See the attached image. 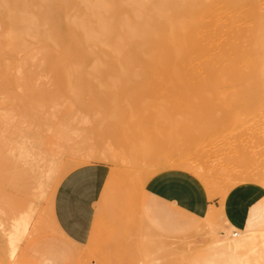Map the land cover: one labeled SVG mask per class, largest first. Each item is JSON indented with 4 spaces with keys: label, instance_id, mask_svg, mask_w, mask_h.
I'll return each mask as SVG.
<instances>
[{
    "label": "rangeland",
    "instance_id": "obj_1",
    "mask_svg": "<svg viewBox=\"0 0 264 264\" xmlns=\"http://www.w3.org/2000/svg\"><path fill=\"white\" fill-rule=\"evenodd\" d=\"M202 1L207 4L211 2L218 4L214 14L218 16L220 23H225L223 26L233 24L235 31L238 27L247 28L245 26L258 28L259 22L256 20L264 18V0H259L256 8H253L254 5L248 3V0H242L240 4L235 5L231 4V0ZM255 11L259 14L261 12L263 16L258 14L256 20L252 17L250 18L252 20L246 19L247 21L240 17L245 15L244 13L257 15L258 12ZM232 16L235 18L234 22L230 19ZM227 37L220 38L221 41L218 42L222 44ZM258 59L263 60V54L259 53ZM51 65L52 63L47 60H26L21 65L24 69H20L18 73L14 70L6 80L9 86L0 94V215L3 216H0V226L5 220L6 225L3 224L4 227L1 228L4 238L8 243L14 242L12 248L18 254L11 257L10 264H188L190 259H197L196 254L200 255L209 251L212 246L215 247L213 242L220 238V233L227 224V215L223 208H212L206 218L201 219L203 221H198L199 224L194 230L184 232L183 236H164L147 228L137 214V197L141 185L166 168L182 167L197 176L202 172L206 173L201 177L205 181L208 179L206 182L209 183L205 181L204 183L211 197L219 195L225 199L233 189L248 183H256L264 188V104L262 107L260 102V105L256 102L261 101L262 94L259 92L256 101L253 99L257 98L256 96L247 94V97L251 98L249 101L253 100L251 106L255 108L244 107L248 109H245L246 111L234 108L240 112L239 114L235 111L234 116H230L233 108L228 112L229 107H226L225 110H220L229 115H224L225 113L221 111L224 116L220 114L218 117L220 105L219 108L214 107L216 112L213 108L212 113L215 114L210 112L209 115L208 112L211 110L207 105V114L211 119L214 118L211 116L214 115L216 118L218 114L219 121L211 120L207 115L206 118L202 116L206 114V111L201 112L205 110L204 105L202 108L199 104L200 111L195 108L198 105L189 106L185 99L192 98L188 97L191 93H179L187 95L185 102H181V98L178 99L177 93H167L171 96L177 94L173 98L166 93L144 95L142 98L138 96L134 103H124V110L123 108L122 111L116 110L117 114L123 115L121 118L126 122L122 123L117 115L113 117L115 112L111 111H108V117L105 116L107 120L104 118L102 121L95 107H92L93 92L90 89L82 91L81 100L87 104V109L80 110L76 98L69 97V91L81 85L82 80L76 74L65 79L64 76L52 73ZM81 65L72 62L68 63L67 68L77 69L82 67ZM54 66L58 69L64 67L59 63ZM92 81L93 84L100 82L98 79ZM159 94L161 95L158 96ZM207 96L206 101L212 97ZM219 96L214 97L215 99L212 97V101L215 102L210 103L215 104L210 105L234 98L221 95L220 100ZM196 97L194 95L193 101L198 103ZM160 99L163 102H160ZM166 99L172 101V104ZM208 101L205 103L208 104ZM226 101L220 104L224 106ZM181 103L183 107L179 105ZM184 107L188 108V111ZM195 109L198 110L196 111L198 115L193 117ZM251 109L258 111L249 114ZM241 112L244 114L247 112L245 115L250 116H240L244 115ZM187 113L190 114L186 116ZM227 115V119L229 117L233 119L227 120L225 117ZM201 116L203 121L206 119L209 124L206 121L201 122ZM167 117L168 119H165ZM221 117L225 118L224 122L219 119ZM214 120L216 125L221 121L224 125L218 124L219 126H214V129L212 127L211 131L213 124L210 121ZM186 121H189L187 124H192L187 126V129L184 126ZM120 122L121 125H125L124 129L118 128ZM204 129L205 132L211 133H202L201 130ZM192 131L196 135H193ZM201 137L205 138L199 141L197 138ZM189 140L192 143L198 140L199 143L196 141L192 144ZM136 143L140 146L150 145L148 147L153 151V157L154 154L158 157L142 161L136 150H126L127 147L137 145ZM157 148L163 155L159 150L158 153L161 155L155 153ZM180 158L185 161L186 166L178 163L177 160ZM93 162H107L113 167L102 200L98 204L96 226H100L102 210L109 201L110 205H114L116 216L108 219L107 226L98 238L94 234L90 242L82 247L68 240L53 215V205L63 178L72 170ZM188 163H191V167ZM114 186L116 189L111 197L110 190ZM5 215L7 217L4 219ZM248 218L253 223L264 220V197L253 206ZM8 224L11 226L8 227ZM211 250L213 251V248ZM191 256L194 258H190Z\"/></svg>",
    "mask_w": 264,
    "mask_h": 264
},
{
    "label": "bare ground",
    "instance_id": "obj_2",
    "mask_svg": "<svg viewBox=\"0 0 264 264\" xmlns=\"http://www.w3.org/2000/svg\"><path fill=\"white\" fill-rule=\"evenodd\" d=\"M240 1L242 0H231V4L235 5ZM250 2L254 5L253 8H256L255 5L259 0H248V3ZM212 3L207 4L202 0H0V94L9 86L6 80L14 70L18 73L26 60L40 59L51 62V72L64 76L65 79L76 74L82 83L74 90L69 91V97L76 98L80 110H86L87 104L81 100V93L85 89H90L93 92V106H89L95 107L102 121L105 116L108 117V111L111 113H116L117 109L122 111L124 103H134L141 96L157 93H177L181 102L187 98V95H180L181 93H193V95H188L192 98L185 99V101L187 100L189 106L198 105L195 107L197 109L200 108V105L202 108L205 106V110H201V112L206 111L205 115L202 114L204 118L206 115L210 118L209 115L213 108L219 105L218 110H225L226 107H229L227 108L228 112H231L232 108L233 110L234 108L241 109V111L248 110L246 108L250 109L249 106L253 100L249 101L251 98H248L247 94L254 95L253 97L258 92L262 94L261 96L259 94L261 101H256L259 98L257 96V98L252 97L258 105L261 103L262 106L264 104V18L256 20V17H259L258 11H255L258 12L257 15L244 13L245 15L240 16L241 19L248 20L254 17L259 22L258 28L254 27L255 29H253L245 26L247 28L239 29L238 27V30L235 31V28L232 27L233 24L223 26L225 23H220L218 16L214 14L215 8L219 5ZM260 14L262 13L260 12ZM230 19L235 21L233 16ZM224 36H228L227 40H223L224 42L220 44V38L223 39ZM259 53L263 54V60L258 59ZM72 62L82 64V67L67 68L68 63ZM56 63L62 64L64 67L58 69L54 66ZM92 79H98L100 82L93 84ZM255 91L257 92L255 93ZM195 93H199L198 96ZM203 94L204 96L210 95L213 99L219 95L234 98L231 100L227 98V101L225 99L222 102L219 96V101L222 103L226 101L225 105H228H224V107L222 103L218 104V101L216 105H210L215 104L212 103L215 101H212L210 96L211 99L208 98L209 101L207 100L208 104H206L207 98ZM194 95L197 96L198 103L193 101ZM199 98L201 99L199 100ZM210 101L212 102L210 103ZM160 102L163 101L160 99ZM170 102L172 104V101ZM207 105L211 110L208 112H211L209 115L207 114ZM137 107L140 108V106ZM210 107L212 108L210 109ZM187 109L185 108V110ZM137 110L139 109L137 108ZM222 110H220L219 116L216 113L218 117L223 113ZM255 110L251 109L249 114L251 112L254 114ZM196 111L198 112L196 109L195 113L193 111V117L198 115ZM214 111L216 112V109ZM235 111L239 110L232 111L230 116H234ZM115 113L113 117L117 115L122 123L126 122L121 118L123 115ZM238 113L240 114V112ZM242 113L244 114V112ZM188 114L190 113H187L186 116ZM226 114L229 115V113L224 115ZM245 114L240 116H250ZM228 115L225 116L226 119ZM202 116V121L201 119L199 121L205 122L206 119L203 121ZM217 116L215 118L213 115L211 117L214 118L210 119L219 121ZM105 119L107 120V118ZM219 119L224 122L225 118ZM228 119L232 120L233 118L229 117ZM215 120L210 121L213 126L208 125V127L211 126V131L212 127L214 129V126L218 124L224 125L221 124L222 121L216 125ZM121 122L117 127L124 129L125 125H121ZM187 122L189 121L185 122L186 125L184 123L186 129L187 126H192ZM190 129L194 131V129ZM207 129L209 130V128ZM211 131L209 132L211 133ZM201 132L209 133L205 132V129ZM201 132L200 134H202ZM125 136L123 137L125 138ZM202 138L205 137L197 139L201 141ZM120 139L122 138L120 137ZM185 142L187 144V141ZM137 145L127 147L126 150H136L142 161H147L146 158L150 160L153 157V151L148 147L150 145ZM158 150V148L157 151L155 149V153L161 155L162 151L159 150L161 153H158ZM155 155L153 158L158 157ZM177 161L181 166H186L182 158ZM190 165L191 163H188V166ZM204 174L206 173L202 172L198 176L202 179L201 176ZM202 180L205 181L204 178ZM206 181H208L207 178ZM6 217L5 215L4 219ZM226 223L220 233V238L213 242L215 246L211 247L213 251L210 248L209 251L200 255L196 254L197 259L191 256L190 258L194 259H190L188 264H264V227L244 231L233 226L227 218ZM3 224L0 226V264H10L11 257L17 253L12 248L14 242L9 241L8 243L4 238L5 235L1 228L6 224ZM9 226L11 225L8 224Z\"/></svg>",
    "mask_w": 264,
    "mask_h": 264
},
{
    "label": "crops",
    "instance_id": "obj_3",
    "mask_svg": "<svg viewBox=\"0 0 264 264\" xmlns=\"http://www.w3.org/2000/svg\"><path fill=\"white\" fill-rule=\"evenodd\" d=\"M112 170L107 162H93L63 178L55 195L53 215L69 241L83 247L94 234L98 238L108 219L116 216L109 201L102 210L100 226H96L98 204ZM115 189L114 186L110 190L111 197ZM263 197L264 188L256 183L239 185L225 199L219 195L211 197L199 176L173 167L158 172L141 185L136 210L147 228L164 236H183L184 232L194 230L212 208L221 207L233 226L251 231L264 227V220L253 223L248 218Z\"/></svg>",
    "mask_w": 264,
    "mask_h": 264
}]
</instances>
